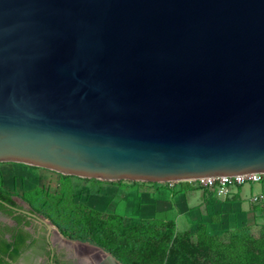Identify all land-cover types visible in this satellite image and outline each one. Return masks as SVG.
<instances>
[{
  "label": "water",
  "instance_id": "95a60500",
  "mask_svg": "<svg viewBox=\"0 0 264 264\" xmlns=\"http://www.w3.org/2000/svg\"><path fill=\"white\" fill-rule=\"evenodd\" d=\"M2 162L145 183L264 173V0H0Z\"/></svg>",
  "mask_w": 264,
  "mask_h": 264
},
{
  "label": "rangeland",
  "instance_id": "374dc122",
  "mask_svg": "<svg viewBox=\"0 0 264 264\" xmlns=\"http://www.w3.org/2000/svg\"><path fill=\"white\" fill-rule=\"evenodd\" d=\"M104 184L131 182L84 179L20 163H0L1 191L22 198L52 220L63 235L100 248L120 264H164L171 249L177 251L175 264H188L187 257L196 258L197 264H264V225L229 227L218 220L196 222L186 229L169 218L130 225L114 218L118 215L110 219L111 215L90 207L91 195ZM88 217L94 218L95 227L87 223Z\"/></svg>",
  "mask_w": 264,
  "mask_h": 264
},
{
  "label": "crops",
  "instance_id": "0c3cea01",
  "mask_svg": "<svg viewBox=\"0 0 264 264\" xmlns=\"http://www.w3.org/2000/svg\"><path fill=\"white\" fill-rule=\"evenodd\" d=\"M133 183L99 186L97 192L91 195L90 207L102 213L118 215L130 225L166 218L186 229L192 228L196 222L206 224L218 220L229 227L247 223L264 225V201H251L253 196L264 194V182L233 187L226 198L188 182H178L173 187L165 183Z\"/></svg>",
  "mask_w": 264,
  "mask_h": 264
},
{
  "label": "flooded vegetation",
  "instance_id": "af4514ba",
  "mask_svg": "<svg viewBox=\"0 0 264 264\" xmlns=\"http://www.w3.org/2000/svg\"><path fill=\"white\" fill-rule=\"evenodd\" d=\"M0 198V264H94L89 253L22 198Z\"/></svg>",
  "mask_w": 264,
  "mask_h": 264
},
{
  "label": "built area",
  "instance_id": "2783aa9c",
  "mask_svg": "<svg viewBox=\"0 0 264 264\" xmlns=\"http://www.w3.org/2000/svg\"><path fill=\"white\" fill-rule=\"evenodd\" d=\"M192 186L201 189L213 190L220 198H226L233 187L243 186L245 184H258L264 182V173H250L234 176L205 177L197 180L186 181ZM178 182L165 183L168 187H173ZM253 203L264 201V194H258L251 198Z\"/></svg>",
  "mask_w": 264,
  "mask_h": 264
},
{
  "label": "trees",
  "instance_id": "16d2710c",
  "mask_svg": "<svg viewBox=\"0 0 264 264\" xmlns=\"http://www.w3.org/2000/svg\"><path fill=\"white\" fill-rule=\"evenodd\" d=\"M154 184H159V183H154ZM0 198H2V199H6V200H9V199H10V195L0 190ZM109 217H110V219L113 218L112 215L109 216ZM114 218L120 220V222L123 221L122 218H120V217H118V216H116V217H114ZM86 221H87V223H88L89 225H93L94 227L97 225V224H95V220H94L93 217H90V218L88 217V218L86 219ZM92 223H93V224H92ZM135 228H137V227H135ZM103 231H105L104 226H103ZM196 252L199 253L198 250H196ZM176 254H177L176 249H174V250L171 249V250L168 252V255H167V257H166V260H165L164 264H175V255H176ZM193 259H194V260L192 261L191 258L187 257V258H185V261H186L188 264H197V261H196L197 259L194 258V257H193ZM195 259H196V260H195Z\"/></svg>",
  "mask_w": 264,
  "mask_h": 264
},
{
  "label": "bare ground",
  "instance_id": "6f19581e",
  "mask_svg": "<svg viewBox=\"0 0 264 264\" xmlns=\"http://www.w3.org/2000/svg\"><path fill=\"white\" fill-rule=\"evenodd\" d=\"M87 250H89V248H87ZM89 251H90V254L96 259L100 258V259L107 261L105 254H103L102 252L95 250V249H91Z\"/></svg>",
  "mask_w": 264,
  "mask_h": 264
}]
</instances>
